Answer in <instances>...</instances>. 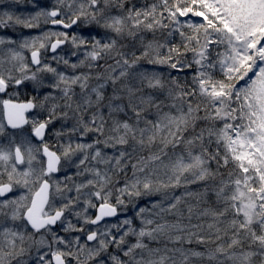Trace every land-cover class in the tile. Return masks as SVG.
Returning <instances> with one entry per match:
<instances>
[{
    "label": "snow or ice",
    "instance_id": "obj_1",
    "mask_svg": "<svg viewBox=\"0 0 264 264\" xmlns=\"http://www.w3.org/2000/svg\"><path fill=\"white\" fill-rule=\"evenodd\" d=\"M14 26L40 33L0 36V94L15 89L0 100V264H264V0H53L0 12ZM81 26L103 31H68ZM142 61L195 67L181 82ZM191 184L203 199L185 217L171 190ZM161 237L180 247L145 242Z\"/></svg>",
    "mask_w": 264,
    "mask_h": 264
},
{
    "label": "rangeland",
    "instance_id": "obj_2",
    "mask_svg": "<svg viewBox=\"0 0 264 264\" xmlns=\"http://www.w3.org/2000/svg\"><path fill=\"white\" fill-rule=\"evenodd\" d=\"M52 3H53V0H39V1H33V0H0V12L8 11V12L15 13L16 15L27 16L30 13H34V12L38 11L41 7L50 8L52 6ZM34 4L38 5V7H33ZM95 28H97V27L92 26L90 28H85V27L81 26L80 28H76L73 31H76L78 33H83L85 36H87L89 34V32H91V30H94ZM31 30H33V29H26V28H24L22 26H14V27H10V28L0 29V36L7 35V36H12L14 38L20 39L22 37L35 36V35H38L40 33V29H35L34 28V32L30 33ZM100 30H102V29H100ZM100 33H102V31H100ZM91 34L95 35V33H93V32H91ZM72 51H77V55L76 56L71 55ZM83 52H84L83 48H81L79 50H75V49L72 48L71 44H66V46L62 50L58 51V53L60 55H64L66 58H68L71 63H78L80 59H83ZM45 56L47 57L48 62L52 63L54 67H58L61 71H64V72H66L68 74H72L73 73V69H71L70 67H66L65 65H63L62 62L60 64H57L55 61L51 60V55L49 53H45ZM100 63L103 64L104 62L100 61ZM194 67L195 66H193V69H190L191 70V72H190L191 74L194 71ZM167 68L168 67L166 66V69ZM100 70H102V69H100ZM169 70L173 71V69H170V68H169ZM88 71H89V69H87L86 67H82V68H77L75 70V73L76 74H80L81 72H88ZM175 71L176 70L173 71L174 74H175ZM184 71H186V70H184ZM162 73H165V72H162ZM168 75H172V74L166 73V76H168ZM184 75L185 74L181 75L182 76L181 81L184 80ZM188 75H189L188 78L190 80L191 76H190V74H188ZM46 79H51V76H46ZM90 83L91 84H95L96 81L93 79L92 81H90ZM109 86H111L110 83H109ZM14 91H15V89L9 88L8 92L6 93V97L9 99L10 98V94L12 92H14ZM31 91H32V85L29 83V84H27V91H25L24 86H22L21 89H20L19 97L17 98L16 96H11V99L13 101H16L17 99L19 101H24V100L30 98ZM45 91H50V89H46ZM76 91L79 92V88L78 87L76 88ZM4 94H0V100L4 99L3 96H2ZM104 111H105V114H106L107 113V109H105ZM32 115H33V113L30 114L29 117H31ZM0 117H2V104H0ZM73 123H74L73 120H69L68 121L69 127ZM57 127H59V124H57ZM92 135L93 134L89 133V136L86 137L85 139L86 140L90 139ZM78 138L79 137L77 136L76 139H78ZM106 151L111 153L112 150L111 149H107ZM65 171H67L68 174H73L75 172V168L68 169L67 166L65 165L62 168L61 172L56 174L57 177L59 179H63ZM71 194L74 195V192L71 193ZM153 198H159V197H153ZM148 200H149V198H144L143 200L137 201V203L141 207L147 206L146 204H147ZM148 205H150V204H148ZM90 211H94V210H90ZM130 214H132V217L129 216ZM134 216H135V210L132 208V205H129L127 210L121 208L119 216L116 217L113 220H110L109 223H114V222H117V220H122V219H125V218H133ZM135 224L139 225V220H136ZM61 235H63V233H61ZM74 235H79V233H75ZM129 240H130V242L134 243L135 242V237H129ZM145 240H147V239H145ZM110 251H112V250H110ZM33 255H35V253H33Z\"/></svg>",
    "mask_w": 264,
    "mask_h": 264
},
{
    "label": "trees",
    "instance_id": "obj_3",
    "mask_svg": "<svg viewBox=\"0 0 264 264\" xmlns=\"http://www.w3.org/2000/svg\"><path fill=\"white\" fill-rule=\"evenodd\" d=\"M131 2L132 3H136L137 5H143V4H151L152 2H153V0H131ZM45 27H47V26H45ZM100 31H103V30H100V29H98V28H95L94 30H91V32H93V33H95V34H97V33H100ZM32 32H34V29L33 30H31L30 31V33H32ZM91 32H89V33H91ZM29 33V32H28ZM149 38H151V34H149ZM157 38L159 39V40H161V41H163V39H164V37L162 36V35H160V34H157ZM179 36L177 35L176 37H175V40H176V42H178L179 41ZM122 43H131V40H130V38H125V41H122ZM137 47H139V43L137 42ZM191 54H189V56H190ZM142 64L144 65V67H147V68H156V70H158L160 73H162V72H165V73H162L164 76H166V73H170V74H172V76H179L180 77V79H182V76L181 75H183V74H185V72L187 73V75L188 74H190V76L192 75L190 72H191V70L190 69H185L186 71H183V72H179V73H177L176 71H175V74L173 73V71L172 70H169V68H167L166 69V66H153V65H147V63H146V61H142ZM100 71H102V70H100ZM177 74V75H176ZM189 76V75H188ZM191 78V77H190ZM181 82H183V81H181ZM107 93L110 95L111 94V86H108V88H107ZM125 103H126V101H125ZM187 189H188V191H190V192H192L193 193V195H191V196H189V195H187L186 194V191H185V188L184 187H180V188H177V189H174V190H171L172 192H174V194L175 195H183L184 196V200H185V202L184 203H182L181 205H180V207L184 210V213H185V217H187V207L189 206V205H192L193 207H194V210L196 209V206H197V202H198V200H202L203 199V197L202 196H197L196 195V193H198V192H201L202 191V189L199 187V185L198 184H191V185H188L187 186ZM152 200H156V199H159V198H151ZM148 204H150L149 203V200L147 201V207H151V204L150 205H148ZM129 216H131L132 217V214H130ZM166 219H168V220H170V221H172V220H175V217L174 216H168V217H166ZM197 221L195 220V218H193V223H196ZM184 223H187V219L185 218V220H184ZM137 227L139 226V225H136ZM145 242L146 243H149V245H150V247H153V248H157V247H159L161 250H162V252H161V254H164L163 253V249H164V246H165V244H167V247H169V248H177V247H180V245L179 244H172V243H169L168 241H167V239H166V237H161V239H160V241H159V243H157V242H155V241H148V240H145ZM183 247L185 248V249H194V250H197V251H201V252H205L206 253V249L208 248V247H214V245H209V246H205V245H200V244H197V243H192V244H184L183 245ZM111 250V249H110ZM167 255H169V256H171V255H173V253H167ZM175 255H176V257H177V260H179L180 259V257H179V253H175ZM254 259H259L258 257L257 258H254ZM191 260L193 261V264H216V262L215 261H209L208 259H207V256L205 255V257H203V258H191Z\"/></svg>",
    "mask_w": 264,
    "mask_h": 264
},
{
    "label": "water",
    "instance_id": "obj_4",
    "mask_svg": "<svg viewBox=\"0 0 264 264\" xmlns=\"http://www.w3.org/2000/svg\"><path fill=\"white\" fill-rule=\"evenodd\" d=\"M33 1H39V0H33ZM69 30H71V29H69ZM64 46H65V45H64ZM64 46H63V47H64ZM49 54L52 55L50 52H49ZM14 102H15V101H14ZM30 114H32V113H31V112L26 113V115H30ZM10 131H11V130H10ZM115 218H116V217H115ZM115 218H110L109 221H110V220H113V219H115Z\"/></svg>",
    "mask_w": 264,
    "mask_h": 264
},
{
    "label": "flooded vegetation",
    "instance_id": "obj_5",
    "mask_svg": "<svg viewBox=\"0 0 264 264\" xmlns=\"http://www.w3.org/2000/svg\"><path fill=\"white\" fill-rule=\"evenodd\" d=\"M2 96H6V93L4 95H2Z\"/></svg>",
    "mask_w": 264,
    "mask_h": 264
}]
</instances>
